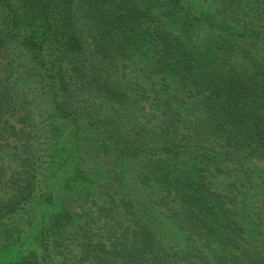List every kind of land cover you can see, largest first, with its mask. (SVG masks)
Here are the masks:
<instances>
[{
	"label": "trees",
	"instance_id": "1",
	"mask_svg": "<svg viewBox=\"0 0 264 264\" xmlns=\"http://www.w3.org/2000/svg\"><path fill=\"white\" fill-rule=\"evenodd\" d=\"M0 264H264V0H0Z\"/></svg>",
	"mask_w": 264,
	"mask_h": 264
}]
</instances>
